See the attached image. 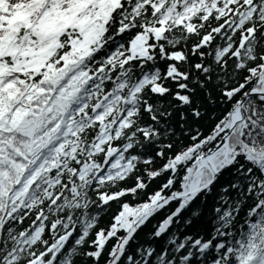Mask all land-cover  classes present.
Listing matches in <instances>:
<instances>
[{
    "label": "snow or ice",
    "instance_id": "6c2138e0",
    "mask_svg": "<svg viewBox=\"0 0 264 264\" xmlns=\"http://www.w3.org/2000/svg\"><path fill=\"white\" fill-rule=\"evenodd\" d=\"M0 264H264V0H0Z\"/></svg>",
    "mask_w": 264,
    "mask_h": 264
}]
</instances>
